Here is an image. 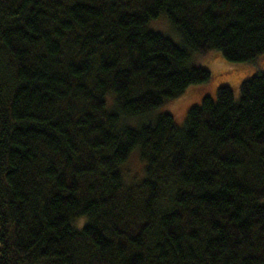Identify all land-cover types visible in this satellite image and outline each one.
I'll return each mask as SVG.
<instances>
[{"label":"trees","instance_id":"1","mask_svg":"<svg viewBox=\"0 0 264 264\" xmlns=\"http://www.w3.org/2000/svg\"><path fill=\"white\" fill-rule=\"evenodd\" d=\"M0 264H264V0H0Z\"/></svg>","mask_w":264,"mask_h":264},{"label":"rangeland","instance_id":"2","mask_svg":"<svg viewBox=\"0 0 264 264\" xmlns=\"http://www.w3.org/2000/svg\"><path fill=\"white\" fill-rule=\"evenodd\" d=\"M153 24H150V27L156 31H161L165 34L170 32V26L165 20H160L156 22L155 25ZM201 59H203L202 62H204V67L211 74L214 75L215 73L218 74L227 71L230 74H226L225 77L220 79V81L218 78V81H214L215 84L214 82H208L194 85L181 97L161 106L157 110V114L170 113L176 117L178 122L182 123L186 119L188 109L195 105H199L204 97L210 96L213 99H216L217 87L221 84L231 86L234 89L235 96L238 98L240 95V88H237L240 86V83L243 79L252 77L258 70L257 66L255 68L254 66H251V64L228 62L220 57V52L216 51L211 52L210 55L202 57ZM234 71L239 72L240 75ZM137 153L139 154V152H133L128 162L125 164L126 166L124 170L128 179L134 178L135 175H140L142 173V164L140 163ZM140 179H143V177Z\"/></svg>","mask_w":264,"mask_h":264}]
</instances>
